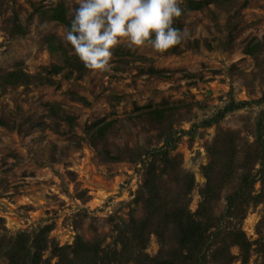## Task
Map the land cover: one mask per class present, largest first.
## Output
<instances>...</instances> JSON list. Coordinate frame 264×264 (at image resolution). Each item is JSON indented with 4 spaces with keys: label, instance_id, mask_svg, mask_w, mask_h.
<instances>
[{
    "label": "trees",
    "instance_id": "16d2710c",
    "mask_svg": "<svg viewBox=\"0 0 264 264\" xmlns=\"http://www.w3.org/2000/svg\"><path fill=\"white\" fill-rule=\"evenodd\" d=\"M14 1L0 0V14L8 5L13 10ZM246 3L247 0H183L181 7L183 14L189 10L206 9L215 24H218L217 10L224 11L226 15L220 23L221 36L216 44L230 49L241 28L240 11ZM73 6L57 0L48 5L38 3L33 7V12L65 28L70 26L69 8ZM183 14L175 19L173 25L181 30ZM5 21L9 24V28L4 27H7L8 35L23 34V23L14 10ZM42 40L47 52L56 56L57 60L41 65L32 72L25 71L22 63L15 61L10 68L0 70V89L53 83V75L58 72L65 77L72 75L80 78L88 71L71 46L66 45L59 35L49 32L42 36ZM202 41L206 48L212 47L206 38L203 37ZM198 44L199 39L194 37L186 47L197 48ZM182 49L180 44L165 53H178ZM241 51L252 58L253 69L248 72L251 78L264 84V34L245 39ZM112 53V67L115 69L126 68L130 61L148 59L119 45L112 49ZM229 67L235 69L237 74L247 73L243 68H234L233 63ZM145 73L158 78L167 75L164 69L152 65L146 67ZM69 94L72 99L89 103L83 95L72 91ZM262 101L264 87L259 88L256 97H228L212 114L196 122L191 121L187 128L179 125L180 121L191 120L194 115L189 101L162 99L140 105L134 102L127 120L132 122L137 119L145 130L153 132L142 142L133 144H116L110 140V134H117L121 124L116 117L99 116L85 121L82 126L83 139L99 162L127 161L138 165L139 178L131 192L126 216L111 221L109 241L104 242L103 235L96 230L85 237L80 223H77L71 241L58 243L49 236L51 222L38 224L29 230L8 232L0 215V257L5 259L6 264H232L234 260L247 264L253 250L254 264H264V229L259 227L263 216L256 222L254 238L249 239L241 227L248 208L257 203L264 204V106L252 115L243 114L241 128L218 125L226 112ZM44 107L43 114L34 117L25 114L21 120L15 119L17 114L11 110L1 109L0 125L17 132L33 127L63 133L65 129L61 125L64 123L66 131L73 132V113L66 111L57 101H46ZM24 122L26 126L22 128ZM209 125H213V132L204 140L206 160L199 164L203 181L196 188L198 199L191 209V191L196 182L193 173L182 166V154L175 147L183 133L192 136L197 126ZM62 155L64 151L58 152L56 144L52 143L48 160H58ZM68 173L73 175L70 171ZM70 178L73 179V176ZM255 182L258 183L257 187L254 186ZM85 191L82 189L84 198ZM220 198L223 203L216 211ZM150 235L157 244L152 253L146 251ZM232 246L236 247L237 252L231 251Z\"/></svg>",
    "mask_w": 264,
    "mask_h": 264
},
{
    "label": "rangeland",
    "instance_id": "374dc122",
    "mask_svg": "<svg viewBox=\"0 0 264 264\" xmlns=\"http://www.w3.org/2000/svg\"><path fill=\"white\" fill-rule=\"evenodd\" d=\"M56 1L15 0L13 10L24 26L21 35H8L7 27H4L9 28V24L5 18L13 10L8 5L2 11L0 70L8 69L15 61H20L25 71L32 72L41 65L57 60L56 56L47 52L42 36L53 32L62 38L64 27L55 21L42 19L33 12V7L38 3L48 5ZM63 1L68 3V0ZM217 11L218 24L211 20L206 9L189 10L183 14L182 30L189 32V38L181 43L183 49L178 53L157 54L150 47L130 49L120 44V47L148 59L130 61L126 68L115 69L112 67V55L107 72L93 73L88 70L80 78L72 75L65 77L58 72L53 75V83L0 89V110H11L17 114V120H21L25 114L30 117L43 114L46 101L59 102L75 116V123L71 126L75 134L66 131L64 123L61 125L65 129L63 133L33 127L17 132L0 125V215L8 232L29 230L38 224L51 222L49 236L58 243H64L71 241L74 225L80 223V230L85 237L96 230L103 235L104 242L110 240L111 221L126 216L131 192L139 178L138 165L127 161L99 162L83 139L82 126L85 121L99 116L116 117L121 124L117 134H110V140L116 144H133L142 142L153 132L145 130L137 119L132 122L127 120L126 116L132 113L134 102L140 105L162 99L189 101L194 115L191 120L180 121L179 125L187 128L191 121L196 122L212 114L228 97L248 99L259 95V88L264 87V84L251 78L248 72L253 69V61L241 51V47L245 39L264 34V0H247L241 8V28L230 49L216 44L221 36L220 23L226 15L222 10ZM194 37L199 39L198 47H186ZM203 37L210 42L211 48L203 45ZM230 63L247 73L237 74L235 69H230ZM149 65L164 69L167 75L159 78L148 76L145 69ZM71 91L83 95L89 103L70 98ZM262 106L264 101L228 111L219 119L218 125L241 128L243 114L252 115ZM25 126L24 122L22 128ZM212 132L213 125L197 126L192 136L183 133L175 147L182 154V166L193 173L196 182L191 191V209L198 199L196 188L203 181L199 164L206 160L204 140ZM52 143L56 144L58 152L64 151V155L55 161L48 160ZM257 185L255 182L254 186ZM82 189L86 190L85 198ZM222 203L220 198L216 211ZM261 216L263 220L259 227L263 230L264 204L250 206L242 219L241 227L249 239L256 236L255 225ZM156 247L155 239L150 235L146 251L152 253ZM231 251L237 252L236 247L232 246ZM254 260L255 253L251 250L247 264H254ZM0 264H6L2 257ZM232 264L239 262L234 260Z\"/></svg>",
    "mask_w": 264,
    "mask_h": 264
},
{
    "label": "clouds",
    "instance_id": "9594fccd",
    "mask_svg": "<svg viewBox=\"0 0 264 264\" xmlns=\"http://www.w3.org/2000/svg\"><path fill=\"white\" fill-rule=\"evenodd\" d=\"M70 26L62 40L93 73L110 70L112 49L150 47L163 54L189 38L174 27L183 14V0H68Z\"/></svg>",
    "mask_w": 264,
    "mask_h": 264
}]
</instances>
